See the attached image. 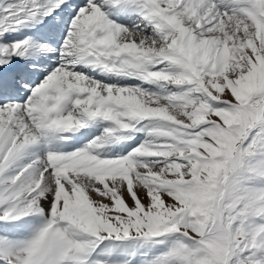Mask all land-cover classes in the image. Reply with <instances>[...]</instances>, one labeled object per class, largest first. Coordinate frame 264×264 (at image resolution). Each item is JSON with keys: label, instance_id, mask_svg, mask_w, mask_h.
Returning <instances> with one entry per match:
<instances>
[{"label": "snow or ice", "instance_id": "snow-or-ice-1", "mask_svg": "<svg viewBox=\"0 0 264 264\" xmlns=\"http://www.w3.org/2000/svg\"><path fill=\"white\" fill-rule=\"evenodd\" d=\"M0 264H264V0H0Z\"/></svg>", "mask_w": 264, "mask_h": 264}]
</instances>
